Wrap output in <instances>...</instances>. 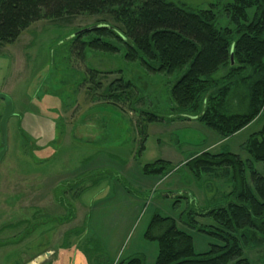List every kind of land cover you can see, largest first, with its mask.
Returning <instances> with one entry per match:
<instances>
[{
    "label": "rangeland",
    "instance_id": "374dc122",
    "mask_svg": "<svg viewBox=\"0 0 264 264\" xmlns=\"http://www.w3.org/2000/svg\"><path fill=\"white\" fill-rule=\"evenodd\" d=\"M167 1L195 12L211 8L217 28L235 29L231 5L236 0ZM253 11L247 9L249 15ZM100 22L119 26L108 13L39 19L13 42L0 45V93L13 104L0 160V264H117L121 257L140 254L145 264H154L156 242L144 237L154 212L176 217L187 203L179 199L174 206V196L186 192L198 210L224 204L231 188L221 171L195 177L184 162L202 151L229 150L248 158L241 144L257 123L222 137L198 119L181 117L184 111L170 90L182 71L148 70L138 60H126L122 47L116 53L80 48L74 33ZM80 37L88 41L92 35ZM228 71L221 68L211 79L214 90L226 85V96H231L236 79L229 83L224 78ZM117 78L133 87L112 97L107 87ZM3 110L0 99V118ZM145 113L160 120L149 122ZM131 159L134 165L124 174L122 167ZM156 159L170 162L171 168L160 184H142L138 178L143 175L138 177L134 166ZM255 168L264 174L263 163L256 162ZM123 190L140 198L143 207L112 258L107 249L132 216L122 205ZM189 231L196 252L218 243L205 233ZM243 250L252 264H264V241Z\"/></svg>",
    "mask_w": 264,
    "mask_h": 264
},
{
    "label": "trees",
    "instance_id": "16d2710c",
    "mask_svg": "<svg viewBox=\"0 0 264 264\" xmlns=\"http://www.w3.org/2000/svg\"><path fill=\"white\" fill-rule=\"evenodd\" d=\"M250 7H254L252 15L247 12ZM99 13H108L119 26L100 22L77 30L75 41L80 48L116 53L122 47L126 60H138L148 70L166 74L182 71L170 90L177 108L184 111L181 117L198 119L222 137L262 117L264 0H236L231 5L235 29L217 28L211 8L195 12L167 0H0V45L13 42L39 19ZM82 33L92 38L82 41ZM224 67L229 69L224 78L229 83L236 79L231 96H226V85L214 90L216 85L211 79ZM89 78L95 83L94 72ZM132 87L131 81L117 78L107 91L116 97ZM232 107L236 108L228 113ZM145 115L149 122L160 120L155 114ZM262 119L260 128L241 144L248 158L242 159L229 150L202 151L184 162L195 177L221 171L231 188L224 204L198 210L193 196L186 192L174 196V206L179 199L187 203L176 217L154 212L144 234L145 239L157 243L154 264H252L244 256V247L264 241V174L255 168L256 162L264 165V116ZM169 168L170 162L156 159L143 164L141 172L162 178ZM199 217L212 223H200ZM189 230L205 233L218 243L196 252ZM117 264H145L144 256H130Z\"/></svg>",
    "mask_w": 264,
    "mask_h": 264
},
{
    "label": "crops",
    "instance_id": "0c3cea01",
    "mask_svg": "<svg viewBox=\"0 0 264 264\" xmlns=\"http://www.w3.org/2000/svg\"><path fill=\"white\" fill-rule=\"evenodd\" d=\"M262 121H263V119H261L260 117H257L252 122H250L247 126H245L243 129H241L239 132H242L246 128L250 127L253 123L254 124L257 123L258 127L256 126V128H255V131H257L260 128ZM255 131H253V132H255ZM130 161L131 162L126 164L125 167L124 166L122 167V170L124 169L123 171L125 172L124 174H128V171L130 172L131 167L134 165V159H131ZM141 166L142 165H140L139 168L137 166H134L137 169L138 177L141 176L140 175ZM141 174L143 176H141V178H138V179H139V181L143 182L142 184H147V186L160 184V181H162L161 179L163 178V177L161 178V177H156V176H152V175H144L142 172H141ZM116 185H118V186H116V187H118V189L123 188L121 185H119V183H116ZM139 185L142 186L140 183H139ZM145 188H147V187H145ZM154 188H152V190ZM167 194H169V193H167ZM142 203H143V201L140 198L133 196L130 193H127L123 190L122 205H124V208H126V207L130 208V211L132 212V216L128 220L126 225L124 226V229L122 230V233H121L119 239L116 241V243L113 244L112 246H110L109 249H107V251L110 252L112 258L117 257V254L121 251L120 247L122 246L125 239L128 237V234H129L128 231H129L130 226L133 225L132 224L133 221L136 220L138 214L141 212V209L143 207ZM144 234H145V232H144ZM156 253H157V243H156ZM127 256L128 255H126L125 257H121V259H125V258H127ZM155 257H156V254H155ZM155 257H154V260H155Z\"/></svg>",
    "mask_w": 264,
    "mask_h": 264
},
{
    "label": "water",
    "instance_id": "95a60500",
    "mask_svg": "<svg viewBox=\"0 0 264 264\" xmlns=\"http://www.w3.org/2000/svg\"><path fill=\"white\" fill-rule=\"evenodd\" d=\"M0 99L4 102V110L0 119V132H1V150H0V160L6 152L7 148V121L8 118L13 113V104L11 98L5 94L0 93Z\"/></svg>",
    "mask_w": 264,
    "mask_h": 264
},
{
    "label": "flooded vegetation",
    "instance_id": "af4514ba",
    "mask_svg": "<svg viewBox=\"0 0 264 264\" xmlns=\"http://www.w3.org/2000/svg\"><path fill=\"white\" fill-rule=\"evenodd\" d=\"M1 119V118H0ZM1 132H0V150H1Z\"/></svg>",
    "mask_w": 264,
    "mask_h": 264
}]
</instances>
